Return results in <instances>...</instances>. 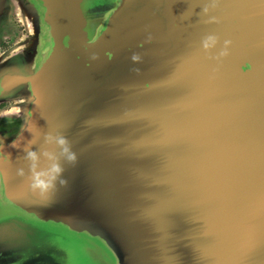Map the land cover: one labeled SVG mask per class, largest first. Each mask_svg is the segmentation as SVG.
Masks as SVG:
<instances>
[{
	"label": "water",
	"instance_id": "1",
	"mask_svg": "<svg viewBox=\"0 0 264 264\" xmlns=\"http://www.w3.org/2000/svg\"><path fill=\"white\" fill-rule=\"evenodd\" d=\"M5 39L0 264H264V0H0Z\"/></svg>",
	"mask_w": 264,
	"mask_h": 264
},
{
	"label": "clouds",
	"instance_id": "2",
	"mask_svg": "<svg viewBox=\"0 0 264 264\" xmlns=\"http://www.w3.org/2000/svg\"><path fill=\"white\" fill-rule=\"evenodd\" d=\"M217 43L216 36L208 35L201 41V46L207 52L214 49ZM230 44L231 41H224V48L220 52L221 56L227 55ZM16 111L19 110L16 109ZM44 142L58 151L26 149L24 155V160L28 163V186L31 191L38 193L41 197H47L53 192L57 182L61 185L66 184V181L62 179L63 167L61 161L74 164L77 159L69 141L62 134L49 133L44 136ZM42 159L47 162L45 166H41ZM18 175L25 176L23 168L18 169Z\"/></svg>",
	"mask_w": 264,
	"mask_h": 264
},
{
	"label": "flooded vegetation",
	"instance_id": "3",
	"mask_svg": "<svg viewBox=\"0 0 264 264\" xmlns=\"http://www.w3.org/2000/svg\"><path fill=\"white\" fill-rule=\"evenodd\" d=\"M13 40L12 39H5L4 41H2L0 43V50L2 52H6L9 51L13 48L14 44H13ZM10 107L9 103H1L0 104V113L4 110H8ZM0 127H4L5 129H10L9 131H13V127L12 126H5V120L3 119V117H1L0 115Z\"/></svg>",
	"mask_w": 264,
	"mask_h": 264
}]
</instances>
